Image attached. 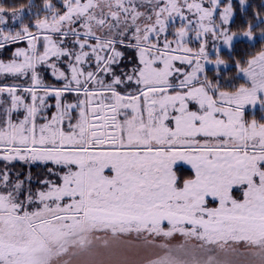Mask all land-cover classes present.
I'll return each instance as SVG.
<instances>
[{"label":"snow or ice","instance_id":"obj_1","mask_svg":"<svg viewBox=\"0 0 264 264\" xmlns=\"http://www.w3.org/2000/svg\"><path fill=\"white\" fill-rule=\"evenodd\" d=\"M234 8L0 4V264H264V4Z\"/></svg>","mask_w":264,"mask_h":264},{"label":"trees","instance_id":"obj_2","mask_svg":"<svg viewBox=\"0 0 264 264\" xmlns=\"http://www.w3.org/2000/svg\"><path fill=\"white\" fill-rule=\"evenodd\" d=\"M29 0H0V4H3L5 6H18L20 4H27ZM233 4L235 5L234 8V16L233 20L230 23V28L232 31L238 32V30L247 24L252 18L257 10V8L263 4L262 0H248V4L251 5V7H248L244 10H241L239 7V0H234ZM259 47V44H256L255 47H252L250 45V42L247 40H239L233 43V48L228 50H222L221 56L223 59L228 61V63L219 69L217 68H209L206 69L209 76H215L217 71L222 76V82L227 81L229 78L235 76V61L238 59H246L248 54L253 53L256 51V49ZM9 55V52H4L3 57H7ZM213 59L215 58V55H212ZM47 79H51L50 77H47ZM257 116H259L258 109L256 110ZM178 168L181 169V175H187L190 169L188 170L187 167L178 165ZM25 170H27L25 168ZM32 172L34 175L41 174L40 169L37 167L32 168Z\"/></svg>","mask_w":264,"mask_h":264},{"label":"rangeland","instance_id":"obj_3","mask_svg":"<svg viewBox=\"0 0 264 264\" xmlns=\"http://www.w3.org/2000/svg\"><path fill=\"white\" fill-rule=\"evenodd\" d=\"M262 1H263V4H264V0H262ZM9 23H11V21H9ZM239 40H245V39H238L236 41H239ZM236 41H234V42H236ZM192 46H198V45H197V43L195 41H193V45ZM219 47H220L221 51L222 50H228V48L224 47L223 45H219ZM209 52H210L211 55H215V53L212 51V42L211 41L209 42ZM222 66H224V65H221L220 67H222ZM209 68H216V66L212 65V64L207 65L206 69H209ZM181 166H184V165H181ZM184 167H187V166H184Z\"/></svg>","mask_w":264,"mask_h":264}]
</instances>
